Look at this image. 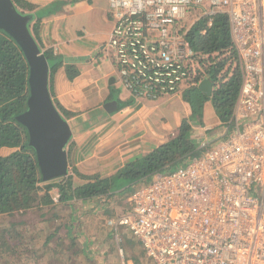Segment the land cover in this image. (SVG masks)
<instances>
[{
  "label": "built area",
  "instance_id": "1",
  "mask_svg": "<svg viewBox=\"0 0 264 264\" xmlns=\"http://www.w3.org/2000/svg\"><path fill=\"white\" fill-rule=\"evenodd\" d=\"M108 12L105 58L137 101L179 97L203 73L186 36L219 13L241 71L231 124L217 144L155 173L108 225L126 229L151 264H264V0H109ZM118 254L121 264H145Z\"/></svg>",
  "mask_w": 264,
  "mask_h": 264
},
{
  "label": "trees",
  "instance_id": "2",
  "mask_svg": "<svg viewBox=\"0 0 264 264\" xmlns=\"http://www.w3.org/2000/svg\"><path fill=\"white\" fill-rule=\"evenodd\" d=\"M13 2L18 9L33 7L27 0ZM206 22L205 19H199L186 36L193 50L199 52L197 62L203 73L197 72L190 78L191 84L181 88L179 98L188 105L189 114L182 117L175 132L166 141L125 163L109 176L86 174L73 166L71 174L49 180L42 179L35 151L28 143L27 130L16 119L26 108L29 93L28 62L20 45L0 28V217L45 206L54 209L49 192L52 188L58 190L60 204L69 205L71 209L76 200L105 204L114 195L130 193L137 185L147 183L155 173L182 166L216 145L224 130L230 127L241 85V71L231 42L227 15L219 13L213 16L210 25ZM38 26L39 18L31 29L41 47ZM44 54L50 68L49 88L53 94L51 80L57 69L64 67L66 76L72 80L78 75L79 69L73 60L64 62L62 55L54 54L52 49L45 50ZM202 76L212 83L208 94L198 87ZM210 103L222 134H211L210 129H207L204 131L205 136H202L196 126H204L203 108ZM117 104L120 108L121 102ZM56 106L64 116H72V112ZM64 226L65 234L70 237L67 248H75L78 235L73 234L70 223ZM59 228L47 235L48 242L57 235Z\"/></svg>",
  "mask_w": 264,
  "mask_h": 264
},
{
  "label": "rangeland",
  "instance_id": "3",
  "mask_svg": "<svg viewBox=\"0 0 264 264\" xmlns=\"http://www.w3.org/2000/svg\"><path fill=\"white\" fill-rule=\"evenodd\" d=\"M34 8L35 6L33 5L32 9L19 8V10L34 14ZM36 19L38 18L34 15L30 23L31 32V27ZM40 25L41 23L39 22V41L42 44L40 48L44 52L48 50V36L40 31ZM37 40L38 39H36V41ZM105 42L102 44V52L100 51V55L104 59L105 53L103 46ZM55 47V50H53V47L51 48L55 51L53 53L62 55L64 62L73 60L77 68L81 67L80 65H82L84 61L86 62V60L82 61L79 59L81 57L74 49L62 52L58 45H55ZM93 56L92 53L88 58H92ZM90 62H95V59H90ZM76 77L73 80L69 79L66 76L64 67H60L52 75L51 80L54 103L72 112L70 120L73 121V133L66 146L68 153L67 175L72 173V167L75 166L80 172L86 174L99 173L103 176H109L127 163V161L123 163V156L117 159L114 158V153L110 152L116 145H120L123 142L122 140H117L116 143L117 134H114L115 122H120L121 117L115 116L113 113H107V111L105 112L104 110L103 114L100 115L97 112L98 109L96 105L88 101L94 95V89H91L92 87L88 85L83 78L76 81ZM120 90L114 87L111 88L113 92L111 93L114 98L121 96ZM62 95L64 96L63 102L59 100ZM179 97H181L180 94ZM159 99H156V101H160ZM180 100L179 103H175V105H181L182 109H180L184 112V102H182L181 98ZM129 101L131 102L130 105H134L138 102L134 98ZM140 101L149 100L143 98L140 99ZM86 111L90 113L89 117H86L84 114ZM186 113L189 114V111H186ZM202 120L205 123L204 126H196V128L201 131L200 135L205 136L204 131L207 129H210L211 134L215 132H220L222 134L219 126H217L219 122H217V116L214 113L211 103L210 105L206 104V107L203 108ZM122 131L123 129L120 128L119 133ZM208 141H210V139ZM109 161H111V164H107ZM76 182H79V180ZM144 184L146 183L144 182L137 185L133 190ZM49 192L58 193V190L52 188ZM130 194L131 192L123 195H114L107 203L98 205L93 203V201L80 200V202H76V200L73 209H71L69 205L64 206L63 204H59L56 199L57 206L53 210L54 213H52V210H50L48 206H45L44 208L31 209L27 212H18L11 216L0 217V264H61L62 262L59 260L50 261V255L56 256L54 258L56 259L59 257L61 251L63 257H59V259H64L68 258V254L70 256L71 254H75L74 251L78 248L86 251V246L90 247L97 256L104 255L105 251H115L119 257L118 264H121L118 248L123 250V257H131L137 261L140 260V251L137 252L138 247L134 241L135 238L122 227H112L108 225L109 219L115 218L117 215H121L129 209ZM43 214H45V216ZM65 223H70L73 234L78 235V238L75 240L77 244L76 248H67V245L70 243V237L64 232L66 231L64 226ZM57 227H60L56 235L57 237L55 236L48 242L47 235L53 233ZM142 262L151 264L149 261H146V258ZM85 264H92V262L86 261ZM103 264L111 263L105 262Z\"/></svg>",
  "mask_w": 264,
  "mask_h": 264
},
{
  "label": "crops",
  "instance_id": "4",
  "mask_svg": "<svg viewBox=\"0 0 264 264\" xmlns=\"http://www.w3.org/2000/svg\"><path fill=\"white\" fill-rule=\"evenodd\" d=\"M27 1L35 6L33 12L42 25H40V31L48 36V49L53 47L55 50V45H58L62 52L74 49L80 55V60H86L78 68L80 71L76 81L83 78L92 87L91 89H94V95L88 101L96 105L100 115L103 114L104 110L121 117L120 122H115L114 134H117L116 143L117 140L123 142L116 145L112 151L110 150L114 153V158L120 159L123 156V163L128 162L163 143L175 132L182 117L187 115L188 112L186 113V111H189L188 105L182 101L184 102V112H182L181 105H175V103H179L180 98L178 96L171 97V99L162 97L159 99L160 101H138L134 105H130L129 100L132 98L126 91L122 90L117 80L114 79L112 64L106 58L101 57L102 44L108 38L112 26V18L108 12L109 0ZM92 53L94 56L88 58ZM90 59H95V62H90ZM112 87L121 89V96L114 98L111 91ZM60 98L59 100L63 102L64 96L62 95ZM113 101L121 102L122 106L118 108L117 104L115 108ZM87 111L84 114L89 117L90 113ZM66 118L71 119V116ZM120 128L123 129L121 133H119ZM107 164H111V161ZM51 196L52 205L56 207V199L60 204L59 193H51ZM78 201L80 202V200L76 202ZM54 209H50L52 213H54ZM52 238L54 236L50 239ZM134 241L138 247L137 252L140 251L141 259L138 261L131 257L128 259L136 262L143 261L146 257L141 244L136 239ZM85 248H87L86 251L78 248L74 251L75 254H71V256L67 253L68 258L64 259H59V257H63V253L60 251L59 257L54 259L56 256L50 255L49 260H59L62 262L61 264H85L86 261L92 262V264L119 263V257L115 251H105L104 255L97 256L90 247L86 246ZM146 261L148 260L146 259Z\"/></svg>",
  "mask_w": 264,
  "mask_h": 264
},
{
  "label": "water",
  "instance_id": "5",
  "mask_svg": "<svg viewBox=\"0 0 264 264\" xmlns=\"http://www.w3.org/2000/svg\"><path fill=\"white\" fill-rule=\"evenodd\" d=\"M33 17V13L20 11L13 0H0V28L20 45L29 66L26 108L16 119L27 130L28 143L35 151L42 179L49 180L68 173L66 146L72 137L73 121L66 118L53 101L49 64L30 30ZM211 86V81L204 78L198 87L208 94ZM113 104L116 108V101Z\"/></svg>",
  "mask_w": 264,
  "mask_h": 264
}]
</instances>
